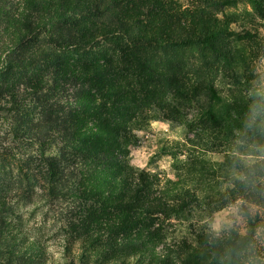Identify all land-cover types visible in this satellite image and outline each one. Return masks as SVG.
<instances>
[{
  "label": "trees",
  "instance_id": "1",
  "mask_svg": "<svg viewBox=\"0 0 264 264\" xmlns=\"http://www.w3.org/2000/svg\"><path fill=\"white\" fill-rule=\"evenodd\" d=\"M240 1L0 0V264H264V159L230 154L264 144L255 36L224 12ZM245 1L264 19V0ZM146 117L194 136L169 187L129 161ZM222 147L226 160L206 158ZM238 199L246 237L168 240L166 221Z\"/></svg>",
  "mask_w": 264,
  "mask_h": 264
},
{
  "label": "rangeland",
  "instance_id": "2",
  "mask_svg": "<svg viewBox=\"0 0 264 264\" xmlns=\"http://www.w3.org/2000/svg\"><path fill=\"white\" fill-rule=\"evenodd\" d=\"M224 12L233 15L234 21L231 24L233 30L246 31L255 36L247 47L253 54L252 63L257 75L254 84L264 90V19H261L245 0H241L236 6L225 8ZM218 16L222 18V13ZM184 112L191 117L196 112V108L190 106L184 108ZM130 129L135 135V144L131 146L129 154L131 166L137 171L145 169L156 174L159 181L169 187L171 182L178 179L177 163L186 162L190 157L192 148L189 139L194 137L193 134L189 133L184 124L171 122L162 117L140 118L131 123ZM235 141L241 143L238 138ZM226 150L228 149L225 147L213 149L207 153L206 158L222 162L226 160V154L230 153ZM231 150L233 151L230 154H235L234 157L240 158L247 166L264 159V144L261 143L247 149H239V146L235 145ZM220 185L225 193L233 187L231 180H223ZM242 202L238 199L226 207L204 209L205 211H197L192 216L186 213L179 219L166 221L168 240L176 242L186 237L192 240L193 233L204 228L216 233L234 229L241 238L246 237L249 234V227L240 208ZM257 208L256 205H251L253 212ZM29 219L31 229L35 233L38 232V228L40 229L39 233L45 236L55 258L62 262L61 246L56 244L55 238H51L55 237L57 231L56 228H51L54 221L47 220V226L42 228L44 218L41 214L37 213L36 218Z\"/></svg>",
  "mask_w": 264,
  "mask_h": 264
}]
</instances>
